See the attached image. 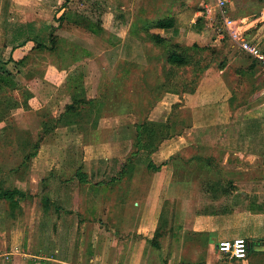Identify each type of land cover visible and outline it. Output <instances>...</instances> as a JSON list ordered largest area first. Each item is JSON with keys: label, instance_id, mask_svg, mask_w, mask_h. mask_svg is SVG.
Segmentation results:
<instances>
[{"label": "crops", "instance_id": "crops-1", "mask_svg": "<svg viewBox=\"0 0 264 264\" xmlns=\"http://www.w3.org/2000/svg\"><path fill=\"white\" fill-rule=\"evenodd\" d=\"M63 2L0 0V58L9 55L22 63L30 54H42L43 77L55 90L50 96L57 108L53 115L43 113L42 104H33L42 102L41 93L29 92L21 105L40 114L31 141H52L48 146L55 148L65 140L64 150H59L71 162L68 167L5 170L17 174L23 169L24 175L15 177L21 186L0 184V191L14 190L11 196H0L6 204L1 221L23 226L33 243L50 244L48 254L40 247L20 253L14 246L5 258L23 254L33 264H107L106 240L112 235L113 264H151V255L158 252L161 263L170 259L168 264H264V247L253 248L256 240L264 242V70L240 65L230 56L232 61L205 70L188 90L170 93L163 86L167 78L151 77L156 62L141 52L144 40L139 35L146 33L136 19L119 15L111 23L107 3L99 4L94 16L93 0ZM123 4L118 1V8ZM191 13L188 26L199 34L196 18L201 12ZM239 13L246 31L252 30L249 37L264 47V0H252ZM173 18V28H151V33L164 37L165 30L188 27L179 25L178 16ZM150 23L145 21L143 28ZM11 28H18L16 36ZM26 30L31 36L23 35ZM125 44L132 52H123ZM246 76L252 79L247 84ZM155 86L160 91L156 103L146 106L160 110L146 122L161 124L165 134L155 149L132 153L138 134L131 127L138 124L132 108L140 92L154 93ZM240 93L246 96L240 98ZM106 100L113 101L109 108L115 111L101 110ZM83 108L92 109L90 116ZM177 155L185 167H172ZM40 219H49L48 231H37ZM235 237L249 243L244 259L229 258L217 249L219 241ZM74 254L77 258L72 259Z\"/></svg>", "mask_w": 264, "mask_h": 264}, {"label": "rangeland", "instance_id": "rangeland-1", "mask_svg": "<svg viewBox=\"0 0 264 264\" xmlns=\"http://www.w3.org/2000/svg\"><path fill=\"white\" fill-rule=\"evenodd\" d=\"M93 1L94 4L90 6V11L94 13V16L98 13L97 7L99 6V4L107 3V5L111 6V10L107 9L108 12L106 11L108 20L111 21V23H114V21H118L121 16L126 21H130L131 17H133V19H136L138 21V24H141L142 32L145 31L146 33L145 35H139L144 40L142 41L143 43H141V52L151 54L156 62L154 63L155 66L152 65L153 70L151 71V77L152 79L161 76L167 78L166 80H168V84L165 85L164 81L163 86L164 88L167 87L170 93L178 90H180L181 92L188 90L199 80L202 75H204L205 70L209 68H223V66H225V64L232 59L229 58L230 56L236 57V60H234V62L238 60V63H240V65H246V67H250V65L253 64L252 66H256L259 69L261 68L252 59L246 57V55H242L243 53L239 54V51L232 45L230 40H228L229 38L225 35L221 23L218 22L211 26L206 21H204L203 17L199 16L201 17V20H199V25H197V29L199 28V34H196L193 31V27L190 28L188 26L189 20L192 15L191 12H193V10L202 12L204 5L210 2L209 0ZM118 1H123V8H118ZM251 1L252 0H241L235 2L232 10L230 11V14L234 17L241 16V13H239V9L244 8V6H248ZM74 2L78 4L81 3V0H78L77 2L76 0H74ZM86 4L84 7H86L87 10L89 6H86ZM73 5L75 6V4ZM168 15H172L173 17L178 16L179 20H181V24L179 25L182 27L186 25L188 27L185 26L186 28L181 31L176 28V32L171 29L165 30L163 32V35L167 39L166 42L154 45L153 42L149 41V37L151 35L150 33L152 32V30L149 28H143L145 21H152V23H155L157 20L165 18ZM123 22L125 23V21ZM249 29L250 28L247 27L248 34L252 32V30L249 31ZM10 31V34L13 36L18 33V28H11ZM142 32L139 30V34ZM23 35L25 37L31 36L27 30L26 33H23ZM18 36H22V34L19 33ZM105 37L107 38V35ZM193 41L196 42L194 46L192 44L194 43ZM175 43H178L180 45L175 49L180 50V52L184 54L186 59H188L187 64H185L184 66H171L167 63V54L174 49L173 44ZM122 50L126 53L132 52V48L127 44L123 46ZM41 55L42 54L39 53L30 54L24 61H22V63H6V61H8V58H10L9 55L0 58V70L6 71L2 74L10 79L8 83H0V184L3 187L22 185L16 180L15 177L18 176L19 173L21 176H23V169L19 170L17 174L13 172L8 174L5 173V170H7L8 168L68 167L67 165L71 163L70 161H67V157L62 153L66 144L65 140H61L60 146L55 148H49L48 146V142H50V145L52 146V141H31L36 139V132L38 127H40V114H38L36 111H30L29 108L26 109L21 106L26 101L29 92L34 96L37 93H41V95L43 96L42 102L37 99L33 104L36 106H38L39 103L42 104L43 109L41 111L43 113L47 112L48 114L53 115L54 112L57 111V108L53 107L55 106V103L52 102L53 106L50 104L51 93L55 90L51 88L49 82H47V80H45L43 77V62L38 59V57H40ZM45 55L48 56L47 53H45ZM47 60L48 59L46 58V61ZM199 70H201V73L199 72ZM49 78L50 76H48V79ZM245 80V83L247 84L250 82L249 80L252 79L251 77L248 79V77L246 76ZM157 87L159 88V86H155L154 93H139L140 99L137 101L136 106L132 108L133 115H135L136 119L138 120V124H131V127L133 129L138 125L140 126L142 122L148 120L150 114H152L153 112L154 114L156 113V111H158L159 113L160 109L146 106L147 104L156 103L155 96L160 93ZM117 94V92L114 93V97ZM244 96H246L245 93H240V98ZM254 97H256L255 94ZM111 98L113 99V94ZM106 101L108 102L105 103L104 108L101 109L103 112L110 111L111 108L109 107L111 103H113V101ZM249 101L252 102L254 100H252L251 98L249 99ZM133 103L135 104L134 101ZM83 110L85 114H88V116H90V114L92 113V109L83 108ZM111 110L115 111V109L113 108ZM225 126L228 127L229 125L226 124ZM28 133L30 134L31 139L29 138ZM136 142V140H133L134 145ZM143 142L144 144H149V142L151 143V141H148V139L140 141L141 144H143ZM159 142L160 140L156 141L155 145H157ZM37 144H39V147H37ZM59 147H63V150H59ZM36 148L38 149L36 150ZM32 152H36L37 154L36 156H32L30 159L29 155L32 154ZM183 159L184 158H182L181 160L183 161ZM100 160V163L103 165L105 161L103 160V158ZM173 160L174 162H172V167H185L184 163H180L181 160L179 159V155L174 156ZM143 162L144 161L141 159L138 160V163ZM158 164L159 162H156V166L154 165V167H157ZM112 196L113 194L111 193L109 197ZM4 208L6 209V204L3 200H0V264H33V258L24 256L23 254H16L14 256H11L9 259H6L3 254L9 251V249L14 246L18 247L20 253H28L29 251L32 253L33 251L38 250V248L40 247L43 253L48 254L50 250L49 243H43L40 242V240L38 241V243H33L29 240V233L28 231H24L23 226L17 225L16 227L15 224L10 225L7 220L4 221V223L1 221V216ZM37 224L42 225L37 229V231L44 229L45 232L48 231L47 229L50 227L49 219H40ZM105 224L107 228H109V222L105 221ZM3 230H5V232H3ZM110 230L112 231V229L109 228L108 231L112 233ZM90 234H92L91 231ZM89 238H92L91 235L87 236V239ZM113 239L114 237L112 235H107V250L104 253L108 259L107 264H113L115 257V247ZM161 242L164 243L165 240L162 239ZM253 244V248H256L257 246L264 247V242L260 240H256ZM86 249L87 248L84 247L85 251ZM96 251L97 246L95 247V251L90 252L88 256H85V259H87L86 262H89V259L93 257L92 255H95ZM64 255L65 254H62L61 256L63 257ZM75 258H77L76 254L73 255L72 259ZM151 258V264H168L170 260L167 259L164 260L163 263H161L163 257L160 252H158L157 254L155 253V255L153 256L151 255Z\"/></svg>", "mask_w": 264, "mask_h": 264}, {"label": "built area", "instance_id": "built-area-1", "mask_svg": "<svg viewBox=\"0 0 264 264\" xmlns=\"http://www.w3.org/2000/svg\"><path fill=\"white\" fill-rule=\"evenodd\" d=\"M241 0H212L207 3L200 16L209 25L221 23L225 35L230 39L233 46L247 53L264 70V47L251 39L246 31V20L234 17L230 14V5ZM249 243L243 237L221 240L217 243V249L229 258L244 259L248 254Z\"/></svg>", "mask_w": 264, "mask_h": 264}, {"label": "trees", "instance_id": "trees-1", "mask_svg": "<svg viewBox=\"0 0 264 264\" xmlns=\"http://www.w3.org/2000/svg\"><path fill=\"white\" fill-rule=\"evenodd\" d=\"M67 1L68 0H64L63 4H66ZM199 20H201V17L197 18V22L198 23H199ZM204 21H205V19H204ZM173 27H174V18L173 17H165V18H161V19L157 20L155 23L148 24L147 28H149V29H151V28L168 29V28H173ZM150 34L151 35H150L149 39H150V41H152L155 44H162V43H164L167 40L165 37H161L159 34H156V33H150ZM50 40H52V38ZM179 46L180 45L178 43L173 44V48L174 49L167 54L166 60H167V63L169 65H171V66H184L188 62V59H186L184 54H182V52H180V50L175 49V48H177ZM252 60L254 62H256L254 59H252ZM7 62L18 63L19 61H13L12 58H9L8 61H6V63ZM257 64L259 65V63H257ZM4 72H6V71L0 70V83H8L9 80H10L7 76L2 74ZM66 110H68V108ZM156 125L157 124H155V123L154 124H151V123L149 124L148 122L145 121V122H142L140 124V126L139 125L137 126L138 127L137 128L138 134H137L136 139H135L137 142L135 143V145L133 144V148L135 150L132 153L137 152V150L142 148V147L151 148V149L152 148L155 149L157 147V145H155V143H156V141L161 140L160 138H161L162 135L165 134V130L162 131V128H161L162 125L161 124H159L158 127ZM143 135L148 137L147 139H148V141H151V143L149 142V144H144V142H143V144H141L140 141L146 140V139L142 138ZM151 135L158 136L159 138L158 139H156V138L150 139L149 136H151ZM41 137H42V133L40 134L39 138H41ZM38 140L40 141V139H38ZM38 140H36V141H38ZM37 147H39V144H37ZM37 149L38 148H36V150ZM35 154H36V152H32V154L29 155V158L31 159V157L34 156ZM13 192H14V190L13 191L12 190H10V191L9 190L0 191V196L8 197V196H11L13 194Z\"/></svg>", "mask_w": 264, "mask_h": 264}]
</instances>
